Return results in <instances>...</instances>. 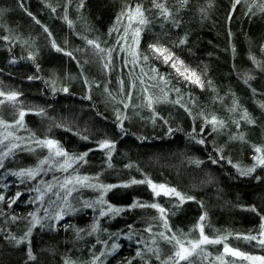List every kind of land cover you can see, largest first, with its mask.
Wrapping results in <instances>:
<instances>
[{"label": "trees", "instance_id": "1", "mask_svg": "<svg viewBox=\"0 0 264 264\" xmlns=\"http://www.w3.org/2000/svg\"><path fill=\"white\" fill-rule=\"evenodd\" d=\"M159 2L171 19L159 15L153 0H0V91L19 93L16 102L0 104V119L12 122L13 132L25 112L14 138L0 143V264H163L174 247L159 234L196 239L204 214L205 234L227 240L204 246L192 264H214L224 243L264 256L257 241L237 238L258 235L264 223V165L256 164L264 153L255 151L264 149V0ZM138 3L149 23L139 26L136 47L149 59L132 63L122 49L132 45L138 25L129 28L127 17H117ZM151 44L169 48L203 86L179 77L152 54ZM245 111L253 123L242 119ZM213 117L223 126L214 130ZM15 138L18 147L7 151ZM44 139L59 142L70 159L87 156L71 159L64 172L53 166L26 181L11 172L45 156L48 150L36 145ZM104 140L115 144L110 156L99 148ZM61 176L88 177L97 188L69 189L59 184ZM145 179L194 199L181 203L174 195L156 196L147 183H131ZM101 185L116 187L105 192ZM137 202L159 204L165 214L130 207ZM58 204L64 213L55 220ZM29 229L23 243L11 239Z\"/></svg>", "mask_w": 264, "mask_h": 264}, {"label": "snow or ice", "instance_id": "2", "mask_svg": "<svg viewBox=\"0 0 264 264\" xmlns=\"http://www.w3.org/2000/svg\"><path fill=\"white\" fill-rule=\"evenodd\" d=\"M188 2V0H180V4L181 6L186 5ZM240 0H236V3H239ZM81 6H83L81 4ZM153 7L157 10H159V15L161 17H163L165 20H169L172 17V14L170 12V10L166 7L165 3L159 2V0H153ZM261 11H264V5L261 6ZM145 9L143 8L142 4H136L135 6L132 5H127L124 10H122L120 16L117 17V20L119 21L122 17H127V19L130 21L128 27L131 28L132 24L135 23L136 25H138L136 28L133 29L132 32V45H130L127 49H122L124 51H127L128 54L132 57V63H137L139 62L140 59L147 61L149 59V57L147 55H141L137 49L136 46L139 45V37H140V33L142 31V28L139 26H144L147 25L149 23L148 18L145 15ZM29 15H31V13H29ZM65 20H67V16L64 17ZM175 22V21H173ZM37 23H39V21H37ZM69 23H71L69 21ZM116 30V29H113ZM45 31H47V29H45ZM127 31L128 29H125V35L122 37V39H127ZM50 35V33H49ZM3 39H8V37H3ZM87 43L89 45L94 46L95 48L99 49V45L96 44V42L94 40H88ZM119 43V42H118ZM181 44L185 43V40H181L180 41ZM135 45V46H133ZM53 47L56 48L57 51H62V49H60L55 42H53ZM149 48L152 51V54L157 58L160 59L162 61V63L164 64H168L174 71L175 73L183 78L184 80H186L189 83L192 84H196L199 86H203V82L201 81V78L199 76V74L196 72L195 69H191L189 68L183 60H181L178 56H176L169 48L164 47L162 45H158V44H151L149 45ZM100 51H104V49H99ZM69 56H71V53H67ZM253 60H255V58H253ZM105 68L108 67L107 64L104 65ZM153 72L156 71V69H152ZM251 78V77H249ZM31 79V78H30ZM153 79H155V77H153ZM161 81L164 82L165 84H167V80H165V78L163 76L160 77ZM247 83V80L245 81ZM63 91L67 92V89H63ZM147 91V90H146ZM176 91H179L178 89ZM19 96V93L16 92H10V93H5L3 91H0V97H4V100H0V104H3L5 101H10V102H16L17 101V97ZM166 96V94H165ZM176 103H179V101H176ZM153 104V99L151 96L148 97V103L147 106L148 107H152ZM128 105L125 104V107H127ZM262 107H264V105H262ZM235 110V109H233ZM41 113H43V110L41 109ZM25 116V112L23 110H21L19 112V119L16 121V124L20 125L21 127L23 126V118ZM118 119H121L119 114L117 116ZM242 119L246 120L248 123H253L254 121L251 119V117L249 116V114L247 113V111H245L243 113ZM210 123L213 124L214 126V130H215V126L219 125V126H223L224 122L223 121H218L216 119V117H213L212 120L210 121ZM0 125H3L5 127H9V125L6 124L5 121L0 120ZM121 127H122V120H121ZM172 130L169 129V132H171ZM9 135H11V133H9ZM83 139H87L88 137H82ZM240 139H243V136L239 137ZM5 139H7V137H5ZM0 143H2V141H0ZM40 146L46 147L49 149L50 155H54L56 157H68V153L63 149V147L59 144V142L52 140V139H46L43 141H38L37 142ZM199 143L203 144L204 141L200 140ZM13 147H18V145H13ZM99 148L100 149H104V150H108V154L109 156L111 155V151L114 150L115 148V144L112 141L109 140H104L102 142L99 143ZM11 151V149H9V152ZM255 151L257 153H264V149H262L261 147H255ZM8 153H5V155H7ZM87 156V152L76 156V157H72L71 159L73 160H80L83 161L84 158ZM258 163L260 165H264V155H260L256 157ZM46 161H41V163H45ZM216 161H213V163H215ZM197 164H199L200 162L197 161ZM2 166V165H0ZM71 165L65 161L64 165H61V167H70ZM255 169L254 168H250L247 171H242L241 175H249L251 172H253ZM29 175H32L33 173L31 172V170L28 171ZM17 175H25V172H20L17 173ZM83 180H87L88 177H83ZM78 181L81 180V178H77ZM71 181H66V183H70ZM131 183L136 184V183H147L153 193L156 196H159L161 194L163 195H174L176 197L179 198L180 202L183 203L185 199H194L193 197H185L183 196L180 192H178L175 188H169L164 184H155L153 183L151 180H133L131 181ZM125 187H127L128 185H124ZM100 187L103 188V190L106 192L108 190H110L113 187H116V185H101ZM130 207H152V208H156L158 209V211L161 214V217L164 216L165 214V209L162 208L159 204L153 203L151 205H145V204H141V203H134L133 205H131ZM255 209H253L254 211ZM109 211L110 212H115V213H119L121 211H123V209L120 208H113L112 206H109ZM101 215H104V213L102 212ZM59 218V216L57 217ZM206 219V214L202 215L199 218V222L197 223V225L195 226V228L198 230L199 235L196 239H187L185 241V239L179 238L177 237L175 234L173 235H165V233L161 232L159 235L161 237V239L165 240L167 243L172 244L174 247V252L171 256L168 257V260L164 261L163 264H169V261L172 262V264H181V261L187 262V264H192V257L194 255L199 256L200 253L204 252V246L206 245H210V244H221L222 242L227 240V237H216V238H210L208 235L205 234L204 231V224L203 221ZM262 220H264V217H262ZM39 221H37L38 223ZM165 227H167V221L165 220ZM31 229H29V233H26L25 236L21 237L20 239H16V237H12L11 239L13 241H15L16 244H20L23 243L25 240H27L28 235L30 234ZM238 239L242 238L248 241H257L259 246L264 247V223H262L260 225V231L258 233V235H248V236H243V237H237ZM119 247L118 245H113V250H115V248ZM149 251H152V249H149ZM137 256H140L141 253L138 251ZM231 256L233 258H239L240 260H244V261H249L251 262V264H264V256H252V255H248L247 253L241 252L239 249H235V248H231L227 243L223 244V253L219 256H217L215 259L217 261L220 262V264H229L228 261L225 260V256ZM28 258L30 260H35V256L32 254V250L31 247H29L28 249ZM157 258H159V256H157ZM98 259V258H97ZM65 264H71L70 261H65ZM129 264H131V262H129ZM231 264H236V261L233 260L231 262Z\"/></svg>", "mask_w": 264, "mask_h": 264}, {"label": "rangeland", "instance_id": "3", "mask_svg": "<svg viewBox=\"0 0 264 264\" xmlns=\"http://www.w3.org/2000/svg\"><path fill=\"white\" fill-rule=\"evenodd\" d=\"M11 123L12 122H9V121L6 122L7 125H9ZM11 127L15 128L16 131H18L20 129V125L16 124V121L13 122ZM16 131L12 132V131L8 130L7 127H5L3 125H0V141H6L7 139H5V137H11V136L13 137V135H16V133H15ZM9 133H11V135H9ZM16 140H17V138L14 139V141H15L14 143L15 144H13V145H16L18 143V141H16ZM44 140H46V139H44ZM39 141H43V140H39ZM13 145H9V149L16 148V147H13ZM36 145H39V144L37 143ZM46 149L48 150L47 154L45 156H43V157H40L39 159L35 158L36 160H35V163L33 165H29V166L20 168L18 170H13L11 172L16 173V174L20 173L22 171L25 172V175H17V176L19 178H22V180L26 181V180H29V179H32V178L35 179L36 176L39 175V173L46 174L48 172H52V169H48V168H54L55 167V168H57V170H59V171L62 170L64 172V170L66 168H68V167H66V168L65 167H61V165H64L65 161H67L69 164L72 163V160L69 157H56L54 155H50L49 149L48 148H46ZM7 151H9V150H7ZM41 161H46V162L45 163H41ZM256 164L260 165L258 163V161L256 162ZM29 170H31V172L33 173L32 175L27 174ZM65 175H67V174H65ZM78 177L81 178L80 181L77 180ZM83 177L84 176H71L69 178L68 177L67 178L64 177L62 179V176H61V177H57V178L60 179L59 184H61L62 186L68 187L69 189H71L73 187L74 190H75L77 186H79V185L86 186V184H87V186H90L91 188H97L96 185L93 182L89 181V179L87 181L88 183L86 182V180H83L82 179ZM66 181H71V182L70 183H66ZM67 198H68V196L66 198H62L61 200L65 202V200H67ZM61 200H60L59 203H61ZM55 203H56V201H55ZM62 210L63 209H62L61 204H58V208L56 209V211L55 212L53 211V213L51 214L55 218V220H58L60 217H62V215L64 213ZM58 216H59V218H57ZM159 216H161L160 212H159ZM37 220H38V217L35 216L34 217V222H37ZM222 253H223V251H222ZM248 255L258 256V255H253V254H248ZM226 257H227V255L225 256V258ZM247 262H249V261H247ZM214 264H220V262L215 260Z\"/></svg>", "mask_w": 264, "mask_h": 264}]
</instances>
